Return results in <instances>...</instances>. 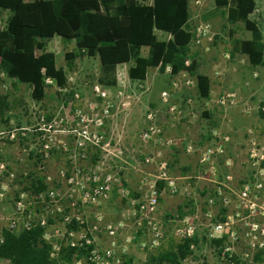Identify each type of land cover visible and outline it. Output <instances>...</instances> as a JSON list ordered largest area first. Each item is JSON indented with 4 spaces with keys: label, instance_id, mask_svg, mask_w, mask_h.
I'll use <instances>...</instances> for the list:
<instances>
[{
    "label": "rangeland",
    "instance_id": "rangeland-1",
    "mask_svg": "<svg viewBox=\"0 0 264 264\" xmlns=\"http://www.w3.org/2000/svg\"><path fill=\"white\" fill-rule=\"evenodd\" d=\"M145 2L150 3L151 0H145ZM194 2L195 0H190V27L194 32L202 22H208L211 40L207 45H201L193 40L190 53L197 60V71L210 77L214 76L218 82L217 93L215 92L214 96L217 105L215 112H211L207 117L201 115L205 99L198 94L195 77L183 71L173 77L168 74V71L161 75L156 69L149 68L145 81H136L128 78V65H122L117 70V85L103 87L97 82L100 67L98 58L85 56L77 58L73 68L68 69L65 67L64 53L75 45L73 42L54 37L47 42V50L55 53L57 66L63 67L66 71L65 88L59 89L52 82L47 83L44 99L37 102L31 98V87L6 77L0 71V95L4 96L8 103V107L0 115V164H4V169L0 172V191L1 188L8 187V198L10 195V197L15 196L20 189L34 191L33 186L36 180L39 178L43 182L46 175L53 178L48 186H55V177L61 170L70 171L76 165L87 171L99 164L102 172L116 170L123 187L129 192V197L138 199L136 188L140 173L135 168L145 170L146 164H143L145 158L155 156L168 160V156L177 150L180 158L185 156L186 159L194 161V166L191 171H183L180 168V171L177 170L178 173L173 174L185 177L181 189L176 194H169L165 188L163 190L160 244L151 250H145L141 247L144 238L140 233L130 242H127L126 236L121 234L116 239L119 244L127 245L125 256L131 257L133 264H148L150 256H155L164 250L176 249L185 239L177 236L176 231L184 226V221L181 220H186L194 229L192 235L187 238L195 237L197 243H191L193 247H189L190 254L182 261V264H231L226 259L227 256L222 259L226 247H230L234 264H264V245L263 247L256 245L244 261L239 259L244 251L247 252L249 242L264 243V234L261 235L260 230L251 235L246 233L249 226L237 224L223 233L226 244H214V239L209 236L211 226L219 220V215L225 213L226 209L219 207V213L214 215L219 202L216 200L212 206H209L207 190L212 185L209 180L224 181L227 172L224 165L225 157L219 159L218 173L215 175L206 171L207 169H204L199 162L200 148L213 142L215 138L213 132L227 134L230 138L226 144L227 156L235 162L242 161L245 153L243 156L239 155L240 151L237 148L240 140L245 141L246 145L242 131L247 125L250 128L254 126L257 128L259 124L253 116L248 120L244 118L242 112L247 107L257 110L258 106L264 102V87L260 88L257 79L252 77L253 67L248 63L246 56L232 54L230 59L224 57L226 52H232V38L249 39L250 33L244 29L242 23L230 24L220 12L207 20L201 19L203 13L213 9L214 0H199L198 5ZM257 14L255 12L251 18L256 20ZM7 15L6 12L0 13L2 26L6 22ZM230 30L234 32L232 37L229 35ZM159 37L163 38V36ZM262 40L264 42V37ZM146 53L147 50L143 48L141 55L145 56ZM236 63L241 66V69L236 66ZM173 82L175 86L172 85ZM95 87L105 88L112 101L111 114L104 119L103 148L93 147L85 160L71 163L69 156L75 152L74 137L64 136L61 130L69 125L75 112L89 118L98 111L100 99L97 97ZM163 91L166 92L164 97L161 96ZM226 94L234 96V103L219 105L218 98ZM15 97L20 98L23 103L12 106L11 102ZM64 99L70 100L73 106L70 117L64 108ZM172 108L175 110L174 113L171 112ZM194 109L197 113L189 119L194 121L196 118L193 124L195 126L193 138L165 134V128H170L171 125L172 128L176 125H186L184 124L188 121L186 115ZM150 112L153 113L154 122L161 129L158 143L145 142L141 139L142 132L150 124L147 119ZM41 115L45 117L43 123L59 125L55 129L50 128L47 132L53 136V145L49 158L45 162H42L39 154L34 155L31 151L32 147L29 146L36 139L40 141L41 134L44 133L32 131L41 126ZM60 119H63L62 122H59ZM241 119L247 122H242ZM206 134L208 139L201 140L200 135ZM187 144L192 146L193 152H186L184 146ZM91 156L97 159L95 163L91 161ZM175 165L178 166L175 163L169 166L170 172ZM152 169L155 171L154 167ZM231 171L233 176L237 173L236 169ZM10 173L14 176L5 179V176ZM23 182H25L24 185ZM130 209L129 198L121 197L116 192H113L109 200L102 205L105 220L111 224H115L118 220L129 222ZM175 214L178 215L176 220H174ZM133 229L130 224L123 230L132 232ZM234 231V236H240L238 245L231 243L230 233ZM104 239L103 236L102 240Z\"/></svg>",
    "mask_w": 264,
    "mask_h": 264
},
{
    "label": "built area",
    "instance_id": "built-area-1",
    "mask_svg": "<svg viewBox=\"0 0 264 264\" xmlns=\"http://www.w3.org/2000/svg\"><path fill=\"white\" fill-rule=\"evenodd\" d=\"M194 3L198 5L199 0H195ZM1 29L3 26L0 21ZM209 32V23L202 22L195 28L193 40L201 45H207L211 40ZM224 57L230 59V53L226 52ZM166 71L169 72L168 67ZM253 76L256 77V74ZM46 82L52 81L46 80ZM172 85L176 84L173 82ZM95 91L100 99L98 111L89 118L75 112L69 125L61 130L64 136L74 137L73 150L75 152L69 156L71 163L85 160L93 147L103 148L104 119L111 114L112 101L105 88L95 87ZM165 95V91L161 92L162 97ZM217 103L219 105L233 104L234 96L232 94L222 95ZM172 109L171 112L174 113L175 110ZM253 112L260 113L261 124L257 125V128L264 133V102L258 106L256 111L251 107L244 108L242 115L249 118ZM188 116L191 118L192 113L189 112ZM147 119L150 124L142 132L141 139L145 142L158 143L161 129L154 122L153 113L150 112ZM62 120L60 119L59 122ZM43 121L45 122V117L41 115V126L32 130L33 132H44L41 134V140L36 139L29 146L32 147L33 154H39L42 162H45L49 158L53 145V136L47 132L50 128L55 129L59 125L45 124ZM213 134L215 135L213 142L200 148L199 162L204 169H207L206 171L215 175L218 173L219 159L225 157L224 165L227 172L224 181L209 180L212 185L207 190V202L209 206H212L216 200L219 202L214 215L219 213V207L225 208L226 212L220 214L219 220L211 226L209 236L214 241L226 244L223 233L237 224L249 226L246 233L253 235L260 230L263 235L264 135L258 134L253 127L243 130L242 134L246 139L245 157L242 161L235 162L226 154L229 136L221 135L219 132H213ZM184 148L187 153L193 152L190 144L185 145ZM143 164H146L145 170L135 168L140 173L139 184L136 188L138 199L129 197V192L123 187L116 170L102 172L99 164L87 171L76 165L70 171L61 170L55 177V186H48L53 178L46 175L43 183L47 187L40 191L20 189L15 196L10 197V195L8 198V187L1 188L0 243L3 241L2 232L4 230L18 232L40 228L43 230L42 240L50 246L49 257L56 261V264H121L127 251V245L119 244L116 239L121 234L126 236L127 242H130L140 233L144 238L141 247L145 250L159 246L162 237L160 214L163 190L165 188L169 194H176L181 189L185 177L173 175L169 170L168 161L163 157H147ZM3 169L4 164H0V172ZM232 169L237 171L234 176L231 173ZM13 176V173H10L5 176V179ZM158 183H162L163 187L158 188ZM30 185L31 183L27 187L29 188ZM113 192L121 197L129 198L131 204L129 222L118 220L115 224H111L105 220L102 205L109 200ZM177 217L178 215L175 214L174 220ZM181 221H184V226L177 229L176 235L186 239L192 235L194 229L188 221ZM130 224L134 228L132 232H124V227ZM234 234L235 231L230 233L231 243L238 245L240 236H234ZM103 236L104 240H102ZM256 245L263 247L264 243L249 242L247 252L244 251L239 259L244 261ZM189 247L192 248V244ZM65 248H73L76 251L71 257L62 259L61 251ZM224 253L222 259L227 256L226 259L234 264L230 247H226ZM0 264L12 263L9 259L0 258Z\"/></svg>",
    "mask_w": 264,
    "mask_h": 264
},
{
    "label": "trees",
    "instance_id": "trees-1",
    "mask_svg": "<svg viewBox=\"0 0 264 264\" xmlns=\"http://www.w3.org/2000/svg\"><path fill=\"white\" fill-rule=\"evenodd\" d=\"M255 6L254 0H214L213 9L201 15L207 20L220 12L230 24H243L250 38H232L230 56L244 55L252 67L264 62L261 31L249 18ZM2 12L8 15L0 30V71L31 87L34 101L44 99L46 80L59 89L67 84L65 69L57 66L55 53L47 50V42L54 37L75 45L64 53L68 69L77 58H98L97 82L103 87L117 85V69L122 65H128L127 76L136 81H144L149 68L162 75L168 67L170 76L182 71L194 76L199 96L209 98L210 79L197 71V60L190 53L194 36L190 0H0ZM233 33L229 31L230 37ZM143 48L147 50L145 56L141 55ZM22 103L15 97L11 105ZM7 107L5 97L0 95V115ZM64 108L70 117V100L64 99ZM91 161L97 159L91 156ZM157 185L162 187V183ZM33 188L39 191L45 185L38 178ZM42 232L40 228L4 230L0 258L12 264H56L49 257L50 246L42 240ZM191 243H197V239H184L176 249L150 256L148 264H182L190 254ZM75 251L65 248L61 258H69ZM121 264H133L131 257L125 256Z\"/></svg>",
    "mask_w": 264,
    "mask_h": 264
},
{
    "label": "crops",
    "instance_id": "crops-1",
    "mask_svg": "<svg viewBox=\"0 0 264 264\" xmlns=\"http://www.w3.org/2000/svg\"><path fill=\"white\" fill-rule=\"evenodd\" d=\"M255 1V10H254V12L250 15V19L251 20H253L252 18H251V16L256 12V13H258L257 14V19L256 20H254L255 22H256V24L258 25V27H259V29H260V31H261V34H262V39H263V37H264V31H262V30H264V0H254ZM151 3V2H150ZM263 28V29H262ZM236 66H238L240 69H241V66H239V64L238 63H236ZM119 68V67H118ZM259 68V69H258ZM118 70V69H117ZM254 74H256V77H254V76H252V77H254V78H256L257 79V81H258V83L260 84V88H263L264 87V62H263V64L262 65H259V66H255V67H253V72H252V75H254ZM208 76V75H207ZM209 77V79H210V93H209V98H207V99H205V106L203 107V109L204 110H202V112H201V115H203L204 117H207V116H209L210 114H211V112H215L216 110H217V105H216V101H215V98H214V96H215V92L217 93V84H218V82H217V80L214 78V76L212 77H210V76H208ZM145 81V80H144ZM262 104V103H261ZM191 113H192V115L193 114H195L196 115V113H197V110H192V111H190ZM189 113V112H188ZM187 116V119H188V121L186 122V123H184V124H186V125H182V126H179V125H176L174 128H172L173 126L171 125V127L170 128H165V134H167V135H178L179 137L180 136H182V138H193L194 136H195V133L193 132V128H195V126H193V124H194V121H195V119H194V121L193 120H189L190 119V117L188 116V114L186 115ZM243 116V115H242ZM251 116H253L255 119H257L258 121H259V124L258 125H260L261 123H260V113L259 112H257V113H254L253 112V114L251 115ZM250 116V117H251ZM245 118V117H244ZM247 120H248V118H247ZM240 121H246L245 119H241ZM247 122V121H246ZM245 122V123H246ZM246 124H244V126H245ZM246 128H250V126L249 125H247L245 128H244V130L246 129ZM252 128V127H251ZM254 128L256 129V132L258 133V134H260V135H264V133L260 130V129H258V128H256L255 126H254ZM208 134H206L205 136H202V135H200V137H201V140L203 139V140H207L208 139ZM202 142V141H201ZM200 142V143H201ZM244 142L245 141H242V140H240V142H238V144H237V148L239 149V155H242L243 156V153H245V148H246V145L244 144ZM181 156H180V154L178 153V151L176 150V151H174L171 155H169L168 156V163H169V166L171 165V164H177L178 166H173V169H172V173L173 174H176V173H178L177 172V170L178 171H180V168H181V170H183V171H191L192 169H193V166H194V161H190V159H186V157L185 156H183V158H180ZM179 167V168H178Z\"/></svg>",
    "mask_w": 264,
    "mask_h": 264
}]
</instances>
